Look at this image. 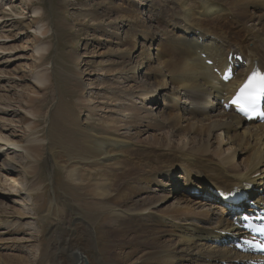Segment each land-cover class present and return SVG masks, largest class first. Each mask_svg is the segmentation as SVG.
<instances>
[{
    "label": "bare ground",
    "instance_id": "obj_1",
    "mask_svg": "<svg viewBox=\"0 0 264 264\" xmlns=\"http://www.w3.org/2000/svg\"><path fill=\"white\" fill-rule=\"evenodd\" d=\"M35 1L22 0L34 25L25 24L11 6L7 18L24 27L22 31H33L35 41L32 84H23L16 98L0 88V230L33 218L26 210L4 205L13 197L29 198L25 203L39 218L36 195L44 186L37 179L47 145L65 177L84 192L86 217L70 222L54 250L46 236L38 241L27 233L11 239L16 246L0 239V264H252L254 255L238 252L224 240L239 232L235 209L245 205L220 197L251 187L252 198L264 200V121L246 122L227 111L222 100L237 91L247 68L257 63L264 69V0H149L154 30L142 12L119 6V18L129 29L120 38L123 50L116 52L122 56L116 63L121 67L113 63L111 72L133 84L120 88L122 78L111 83L108 94L120 97V104L86 99L78 106L93 105V111L105 114L129 106V116L109 115V130L97 134L63 101L52 122L59 129L56 141L44 138L36 121L41 111L35 105L47 100L53 71L45 62L52 44L42 40L48 28L40 22L43 9L34 7ZM4 3L0 0V9ZM8 35L0 30V40L12 38ZM3 45L1 41L0 50ZM232 54L244 56L246 64L228 83L222 68ZM237 63L233 58L232 66ZM138 75L148 85H134ZM11 77L0 73V82ZM152 103L158 105L155 114L148 107ZM13 115L18 124L9 118ZM143 135L148 136L141 139ZM178 191L182 197L167 205ZM220 208L223 212L213 217ZM66 217L65 207L54 200L42 218L57 225ZM102 221L112 239L105 252L94 241ZM21 224L15 229L20 234L26 232Z\"/></svg>",
    "mask_w": 264,
    "mask_h": 264
},
{
    "label": "rangeland",
    "instance_id": "obj_2",
    "mask_svg": "<svg viewBox=\"0 0 264 264\" xmlns=\"http://www.w3.org/2000/svg\"><path fill=\"white\" fill-rule=\"evenodd\" d=\"M143 2L145 4L142 5ZM148 3L149 0H36L33 3L34 7L43 9L40 22L48 28V34L42 40L44 43L50 42L52 44L51 51L45 60L46 64H50L53 71L52 86L45 94L48 95L47 100L35 105L36 110L41 111L36 121L39 123V131L44 138L52 139L53 141L55 139L56 141L59 137L58 126H55L57 123L52 122H54L56 112L63 101H68L69 105L72 106L71 109L76 110L81 116L80 121L86 124V128L97 134L109 130L110 126L106 123V118L109 115L111 119H113L112 117L114 119H121L124 114L129 113H126V109H129V106L125 109L126 111L123 110L122 112L117 109L118 112L114 110L111 114L109 112L105 114V112L98 110L93 111L91 108L93 105H83L81 107L78 105L80 101L86 99L92 100L95 103L105 102L109 104V102H112L114 105L120 104L117 101L120 97L108 94L111 93L108 88L114 87L111 83L115 82L116 84L117 79L122 78L121 75L113 73L111 70L118 65L116 63L123 61L122 56L116 54V52L119 53L123 50L122 45H120V38L129 29L128 26H125L126 21L122 22L119 18L121 15L119 8L122 7L126 10L133 9L142 12L147 27L154 30L156 26L153 19L155 18V14L151 12L152 9L146 6ZM10 6L14 8L17 14L23 16L25 24L34 25V23H32L30 14H26V7L23 5L22 0H5L0 9V26H2L0 30L6 34L8 33V36H12V38L0 40V42L4 43L2 46L3 50H0V73L8 74L13 79L10 81L11 83L8 80L1 81L0 88H6V94L10 98H16L25 89L23 84H32L29 67L32 65L31 49L35 40L33 31H22L24 27L17 25L15 21H11V23L7 21L8 16H11L9 11ZM3 21L5 22L4 25ZM115 31L121 34L120 37L116 36L117 33ZM22 32L24 34H21ZM25 32H27L26 35ZM12 48L15 50H10ZM120 67L118 65V68ZM24 74L27 75L21 81L19 77ZM121 80H119L120 83L118 81V86H121L120 88L133 84L130 82V78H122ZM137 84L148 85L143 75L137 76V82L134 85ZM117 93L115 94L118 95ZM136 103L138 104L139 102ZM138 105L142 106V104ZM148 107L153 110L154 114L157 113L156 109L158 105L156 103H152ZM60 113L58 112V116H60ZM9 118L11 120L14 118L18 124L19 117L13 115ZM130 132L134 133L133 131ZM17 133L22 134L19 128H17ZM166 133L167 131L162 134L166 135ZM148 135L141 136V139H145ZM53 155V147L51 145L45 146L42 161L40 162L41 170L37 179L44 186V189L36 195L41 203H39V207L37 208L40 219L34 218V213L31 212L32 210L25 203L30 200L26 196L13 197L11 201L3 202L7 207L13 206L14 208L18 207L26 210L33 217L20 221L22 227L25 226V233L20 234V232L15 231V229L18 230L19 228V221L4 225L3 229L0 230V239L2 242L4 241V244L16 246L19 243H13L11 239L20 240L28 233L29 238L34 237L38 241L43 236H46L47 239H50L51 249L54 250L56 244L59 242V236L63 237L65 235L70 222L72 223L79 218L86 217L82 205V202L86 200L84 192L77 186L75 187L65 177L64 171L56 165V158ZM241 158L242 155H240ZM1 183H5L4 177H2ZM183 187L182 183L181 189ZM174 197L181 198V192H176L167 205H172L176 201ZM54 200H57L61 206L65 207L67 214L66 219L57 225L49 224L42 218ZM209 202L214 203V200L211 199ZM222 212L223 209L221 208L215 209L213 217L220 215ZM36 222L39 223L40 228L36 225ZM94 241H96V246L104 252L111 245L112 239L104 221L96 226ZM24 251H28L29 254L32 253V256H36V252L27 249H24Z\"/></svg>",
    "mask_w": 264,
    "mask_h": 264
},
{
    "label": "snow or ice",
    "instance_id": "obj_3",
    "mask_svg": "<svg viewBox=\"0 0 264 264\" xmlns=\"http://www.w3.org/2000/svg\"><path fill=\"white\" fill-rule=\"evenodd\" d=\"M262 97H264V74L254 72L239 88L232 103L240 112L247 114L257 110Z\"/></svg>",
    "mask_w": 264,
    "mask_h": 264
}]
</instances>
